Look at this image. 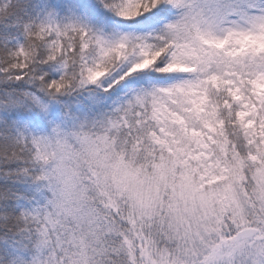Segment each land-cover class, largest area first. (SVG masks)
Segmentation results:
<instances>
[{
    "label": "snow or ice",
    "instance_id": "obj_1",
    "mask_svg": "<svg viewBox=\"0 0 264 264\" xmlns=\"http://www.w3.org/2000/svg\"><path fill=\"white\" fill-rule=\"evenodd\" d=\"M0 264H264V0H0Z\"/></svg>",
    "mask_w": 264,
    "mask_h": 264
}]
</instances>
